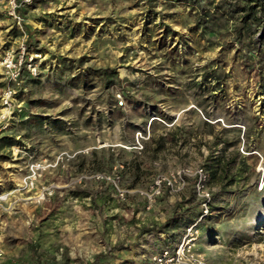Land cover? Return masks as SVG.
I'll return each instance as SVG.
<instances>
[{"label":"rangeland","instance_id":"1","mask_svg":"<svg viewBox=\"0 0 264 264\" xmlns=\"http://www.w3.org/2000/svg\"><path fill=\"white\" fill-rule=\"evenodd\" d=\"M15 1L19 17L0 0V264H155L193 222L209 263L264 264V93L231 25L200 34L174 0ZM177 170L184 186L148 207L140 191Z\"/></svg>","mask_w":264,"mask_h":264},{"label":"trees","instance_id":"2","mask_svg":"<svg viewBox=\"0 0 264 264\" xmlns=\"http://www.w3.org/2000/svg\"><path fill=\"white\" fill-rule=\"evenodd\" d=\"M174 1H182L188 4L191 10H194L193 28L199 29L200 34H215L217 28L231 25L227 27L231 36L227 47L236 42L233 58H237L245 75L253 77L260 84V89L264 93V0ZM221 20L223 25H221ZM101 75L105 85L113 82L116 78V72L113 69H105ZM227 76L224 65L219 64L217 61L214 63V67L205 73V78H213L216 85L222 84ZM175 218V214H171L166 223L157 227H147L144 230L152 238H156L165 232V226ZM181 219L184 221V218Z\"/></svg>","mask_w":264,"mask_h":264},{"label":"built area","instance_id":"3","mask_svg":"<svg viewBox=\"0 0 264 264\" xmlns=\"http://www.w3.org/2000/svg\"><path fill=\"white\" fill-rule=\"evenodd\" d=\"M24 1H30V0H24ZM11 7H12V13L14 16L19 17L15 13V7L17 6V3L15 0H10ZM6 65L8 67L15 66V63L11 58H6ZM17 76V72L13 73V77L15 78ZM12 90L10 88H7L4 91L3 95V101L7 103V100L9 96L11 95ZM36 169L38 167H35ZM35 169H32V175L35 173ZM182 171L177 170L175 173L171 174V177L169 176H157L151 183L150 188L148 190H142L140 193L145 197L148 207L152 204L155 197H157L161 192L164 185H166L170 189L178 190L185 184V179L182 176ZM199 175V178L202 175V169H198L196 171ZM32 175H29L27 178H29L30 182H32ZM105 175L97 174V177H104ZM110 178L109 176H107ZM113 182L116 186V190L118 192V195L123 198L125 197V194L127 192L126 189L119 187L115 180L113 179ZM201 180L197 182V189L200 192V196L202 198V206H203V214L207 212L208 209V201L210 198L209 192L202 188L201 186ZM196 233H197V227L196 222L190 223L186 225L183 228V232L181 233L178 240L172 245V246H164L152 254V260L155 264H211L209 263L203 256L195 252L194 245H195V239H196Z\"/></svg>","mask_w":264,"mask_h":264},{"label":"crops","instance_id":"4","mask_svg":"<svg viewBox=\"0 0 264 264\" xmlns=\"http://www.w3.org/2000/svg\"><path fill=\"white\" fill-rule=\"evenodd\" d=\"M157 238V237H156ZM155 239V238H154Z\"/></svg>","mask_w":264,"mask_h":264}]
</instances>
